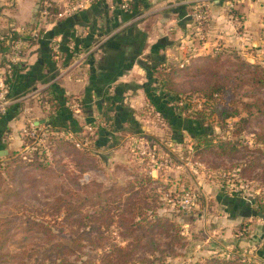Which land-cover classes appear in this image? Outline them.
Wrapping results in <instances>:
<instances>
[{"label": "trees", "instance_id": "16d2710c", "mask_svg": "<svg viewBox=\"0 0 264 264\" xmlns=\"http://www.w3.org/2000/svg\"><path fill=\"white\" fill-rule=\"evenodd\" d=\"M213 2L208 0L210 7ZM141 4L143 3L140 0H129L126 12L132 15L137 14L141 6H144ZM228 10L233 11L231 8ZM60 13L62 10L55 8L50 0H38V15L48 18ZM42 31L43 29L39 28L33 35H19L12 31L3 36L5 35V38L9 35L12 41L23 36L28 41L35 42L32 36L35 37ZM222 47L225 46L212 48L198 63L183 62L176 69L170 66L168 71H163L165 67H161V70L152 69L160 85L159 90L154 86L153 92L157 91L155 92L158 94L157 98L168 100L167 107L156 106V110L160 113V120L155 126L159 128L164 127L161 124L169 126L172 131L168 134L169 138H164L167 135L165 131L169 129L164 131L161 138L166 143L172 140L176 145L183 138L182 129L184 128L191 138V155L195 154L198 158L205 153L223 156L239 151L246 155L248 150L252 151L249 154V161L242 163L243 169H257L256 177L263 183L264 57L250 62L240 58L237 51L232 50L233 48L226 50ZM51 53L55 58L60 57V50L52 49ZM15 67L16 64H12L8 67L11 71H6L4 79L9 86ZM39 101L48 116H51L50 122L48 124L45 121L29 122L22 131V143L19 148L0 157V233L11 230L14 233L20 232L27 235L38 230L45 234L65 237L68 233L64 229L63 222L69 217H72L70 223H76L78 227L84 226L75 234L83 232L98 236L104 230L118 233L121 230L131 233L138 231L143 234H152L153 231L157 234L173 232V228L169 226L171 223L166 221L172 222L175 216L174 211L172 208L167 210L162 203L174 201L173 199L176 198L175 209L187 212L178 202L179 186L170 190L169 183H163L149 172L136 169L143 163L135 165L114 163V170L121 167L124 176L120 181L112 180L111 184L78 181V177L84 170L91 167H103L106 163L105 154L97 153L94 148L99 143H105L108 136L117 140L118 126L116 124L118 123L115 124L113 121L108 112L109 109L101 114V122L93 121L82 99L76 96L67 97L59 92L55 84H50L40 92ZM73 104H78L77 112L85 113L86 122L80 124L77 119L71 117L62 123V128L55 127L58 124L53 123L52 119L64 109L76 113ZM152 104L156 105L154 102ZM230 119H236L233 121L231 131L226 128ZM32 125L37 130L34 133H28ZM88 126H91V129ZM216 127L223 131L222 136L228 137L230 134L236 140L227 138V141L217 142L216 136H221V133H215ZM245 131L251 133L252 148L243 142ZM147 137L152 139V136ZM238 143L240 146H237ZM24 149H26L25 153L20 152ZM168 149V147H164V150L155 148L154 153L158 160L175 158L176 151ZM59 153L67 158H63ZM130 173L132 177L127 178L126 176ZM33 180L42 181L46 185L48 198L43 195V200L46 201L42 204L39 201L31 202L21 197L26 185L30 181L33 183ZM186 190L190 188L186 187ZM195 194L199 195L198 192ZM248 201L251 206H254L250 207L249 215H253L251 210L254 209L255 215H260L264 220L263 201L259 200L255 205H252V201ZM111 203L112 206H110ZM8 217H11V222ZM38 218L42 220L39 221ZM104 218L113 220L110 224L104 223ZM116 218L124 229L114 223ZM99 219H103L105 226L103 224L99 226ZM81 221L86 224L80 225ZM69 231L71 234V230ZM68 238L71 240L72 237ZM126 240L123 237V242ZM90 241L93 242V240ZM29 244L23 247L35 245L36 248H42L36 251L42 255L44 261L43 251L49 249L50 244L46 247V243L32 242L28 246ZM119 246H121L120 249H124V245ZM50 247L53 245L51 244ZM258 254L264 257V247ZM219 255L222 254L219 253ZM156 259L160 264L165 261L164 258ZM108 262L106 258L100 259V264H108ZM42 264L46 263L42 262ZM191 264H264V261L254 256L246 258L241 251H229L222 257H207L203 261L195 260Z\"/></svg>", "mask_w": 264, "mask_h": 264}, {"label": "crops", "instance_id": "0c3cea01", "mask_svg": "<svg viewBox=\"0 0 264 264\" xmlns=\"http://www.w3.org/2000/svg\"><path fill=\"white\" fill-rule=\"evenodd\" d=\"M50 1L62 13L47 18L37 14L38 0H0V36L12 31L19 35H33L37 29H43L37 36H32L35 42L23 36L14 41L9 35L0 38V79L5 78L11 57L17 55L15 72L9 81L10 100L0 117V151H7L0 153V157L19 148L22 131L29 122L36 123L42 119L47 124L50 122L51 116L39 101L40 92L50 84H55L59 92L67 97L82 99L93 121L101 122V114L109 109L113 121L118 123L117 136L121 133L125 137L123 139H129L132 136L127 133L130 125L143 121L147 130L160 120L156 106L167 107L168 100L157 98V91L152 90L154 86L159 90L160 86L152 69L165 67L163 71H168L170 66L176 69L183 62L198 63L213 47L238 42L232 46L240 49L239 44L247 43L241 39L243 35L223 37L226 26H232L231 19L224 18L228 0H213L211 12L215 23L205 29L207 37L214 32L218 33L215 34L218 39L223 38L217 46L214 40L207 38L201 42L196 38L197 27L187 15L194 0H140L144 6L135 15L126 12L122 7L123 0ZM219 1L220 4H216ZM231 1L244 10L245 15L248 11L257 13L251 27L264 24V0ZM77 2L84 5L73 12H65L70 4ZM249 32L254 48L240 51L246 59L254 62L264 57V54L258 53L264 43V35H257L254 29ZM54 41L60 45L59 58L51 53ZM71 117L80 124L86 122L83 111L75 113L66 109L57 114L52 122L58 124L55 127L62 128V123ZM161 125L164 127L160 129H169L164 136L169 138L170 127ZM183 131L186 130L183 128ZM115 140L107 138L105 143H99L100 146L94 149L101 154L111 150L112 154L119 150L117 146L120 143ZM106 143L110 144L105 146ZM167 147L169 151L178 149L172 140L168 141ZM164 165L150 167L149 163L140 164L142 167L136 169L169 183L170 190H174L179 186L178 178L165 180L162 171L177 166L172 162ZM112 169L114 171L115 167ZM126 177L131 178L132 173ZM241 215H247L245 210L241 211ZM260 259L264 257L260 256Z\"/></svg>", "mask_w": 264, "mask_h": 264}, {"label": "rangeland", "instance_id": "374dc122", "mask_svg": "<svg viewBox=\"0 0 264 264\" xmlns=\"http://www.w3.org/2000/svg\"><path fill=\"white\" fill-rule=\"evenodd\" d=\"M228 1L229 3L233 2ZM216 4H220V1ZM230 7L233 11L228 10ZM248 12L245 15V11L238 8L235 3L232 6L227 5L224 18L231 19L230 24L232 26H226L222 34L224 38L238 35L242 37L243 35L241 39L247 43L239 44L240 49L249 51L254 48V45L251 44L249 31L253 32L254 29L257 31V35H264V24L251 27L253 17L255 18L257 13L255 11ZM229 15L231 18H228ZM212 17L211 12L209 21L203 25L204 29L208 28V25H214L215 22L212 21ZM215 34L218 33L213 32L207 38L216 41L217 46L219 45L218 41L223 38L218 39ZM236 43L238 42H232L229 45L231 47L225 46L222 48H226V50L233 48L232 50L237 51L240 58L250 61V59L243 56L239 47L232 46ZM258 53L263 56L264 43L261 44ZM235 120H229L230 122L226 128L230 131L233 129V121ZM129 127L127 133L132 135L131 138L123 139L125 137L119 133L117 137V143H120L117 146L119 150H115L112 154L111 150L105 151L106 163L103 167H91L84 170L81 176L78 177V181L82 183L94 181L105 185L111 184L112 180L120 181L124 176V172L121 167L113 171L114 163H131V165L137 163L148 165L149 163L150 167L157 165L164 167L166 162H172L177 167L162 171V178L165 180L170 177L178 178L180 189L178 202L180 203L181 198L184 197L186 187H189L194 193H199V195L195 194L196 199H190L191 208L186 209L187 212H180L175 209L176 198L173 199L174 201L167 200L168 202L162 203L167 210L172 208L174 211H172L175 214L173 220H171L172 222L166 221L171 223L169 226L173 228V232H160L157 234L153 231L152 234H143L138 231L131 233L121 230L118 233L112 232V230H104L98 236L83 232L75 234L77 230L84 226L78 227L76 223H70L72 217H69L63 222L64 229L68 233L65 237L45 234L38 230H34L27 235L20 232L14 233L11 230L10 232L0 233V264H42V262L46 264H100V259L105 258L109 260L108 264H160L156 258H164L163 264H191L195 260L203 261L207 257H222L229 251H241L246 258L254 256L260 259L258 253L264 247V220L260 215H249L250 207L254 206H251L248 200L252 201V205H255L259 200L264 203V182L262 183L257 179V169H243V164L247 160L249 161V154L252 151L248 150L246 155L239 151L232 155L223 156L205 153L198 158L195 154L191 155V138L188 132L183 131V138L177 144L178 149L175 158L170 160L168 157L158 160L152 151H155L156 147L164 150V147L168 146V143L161 138L166 128L160 129L156 126H150L146 130L143 121L136 122ZM222 132L219 127L215 128V133H221V136H216L217 142L227 141V138H231L232 141L236 140L230 134L228 137L222 136ZM148 135L152 136V139H148ZM243 138L244 141L242 139L240 141L242 140L252 148L251 133L245 131ZM108 139H112V137L108 136ZM151 143L152 145H150ZM109 144L106 143L105 146ZM237 146H240L239 143ZM25 150H20V152ZM59 155L65 159L67 158L64 154L59 153ZM101 156L103 157V155ZM152 164H155V166ZM221 187H223V190ZM47 194L46 185L42 181L33 180V183L30 181L26 185L21 197L31 202L39 201L42 204L46 201L43 200V195L48 198ZM239 198H242L244 202L241 203ZM110 206H112V203ZM244 210L246 216L241 215V211ZM262 212L264 213V211ZM8 218L11 222V217ZM3 219L5 222V218ZM38 220L40 221L42 218H38ZM112 220L105 219L104 223L108 222L110 224ZM114 220V223L124 229V226L117 222V218ZM98 223L99 226L101 224L105 226L103 219H99ZM85 224L83 221L80 222V225ZM69 230H71V234H69ZM68 237H72L71 240ZM123 237L127 239L126 242H123ZM90 240H93V242ZM32 242L46 243L45 247L47 244L53 245V247L49 246V249L43 251L44 261L42 255L36 251L42 248L34 247L35 245H31ZM28 243H30L28 246H31L24 248L23 245ZM119 245H124V249H120L121 246ZM219 253L222 255H219Z\"/></svg>", "mask_w": 264, "mask_h": 264}, {"label": "built area", "instance_id": "2783aa9c", "mask_svg": "<svg viewBox=\"0 0 264 264\" xmlns=\"http://www.w3.org/2000/svg\"><path fill=\"white\" fill-rule=\"evenodd\" d=\"M128 1L129 0H123L122 1V7L126 10L128 8ZM234 3L230 2L228 3L229 6H232ZM84 4L82 2L72 3L70 4L66 9L65 12H73L77 10L78 8H81ZM231 8V7H230ZM187 15L191 18L193 23L197 27V38L201 42H205L207 40V32L204 29L203 25L209 21L210 15H211V7L209 6V3L207 0H194L190 11L187 13ZM36 32V31H34ZM36 34V33H35ZM1 39L4 38V36H0ZM59 42L54 41L53 49L58 51L59 50ZM18 54V52L16 53ZM17 55H13L11 57L8 67L12 66V64H15ZM11 71L10 68H8L9 72ZM9 91V84L5 79H0V116L6 111L7 104L9 103L10 97L8 96ZM74 110L77 112L79 111L78 104H73ZM88 128L91 129V126H88ZM36 128L34 125L31 126L30 131L28 133H34L36 132ZM151 152V151H150ZM153 154L154 151H152ZM161 163V162H159ZM191 193V194H190ZM184 197L180 200V205L184 209L191 208L190 199L195 198V193H193L190 190H186L184 192Z\"/></svg>", "mask_w": 264, "mask_h": 264}, {"label": "water", "instance_id": "95a60500", "mask_svg": "<svg viewBox=\"0 0 264 264\" xmlns=\"http://www.w3.org/2000/svg\"><path fill=\"white\" fill-rule=\"evenodd\" d=\"M39 122H44V120H40ZM6 149H1L0 153L3 154V153H6ZM251 214L255 215L256 214V210L252 209L251 210Z\"/></svg>", "mask_w": 264, "mask_h": 264}]
</instances>
